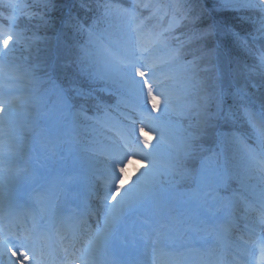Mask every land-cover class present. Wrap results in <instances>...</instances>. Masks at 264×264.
<instances>
[{
  "label": "snow or ice",
  "instance_id": "snow-or-ice-1",
  "mask_svg": "<svg viewBox=\"0 0 264 264\" xmlns=\"http://www.w3.org/2000/svg\"><path fill=\"white\" fill-rule=\"evenodd\" d=\"M64 8L66 14L55 15ZM164 8L167 27L158 17ZM141 9L149 13L144 20ZM22 15L38 19L36 30L21 28ZM110 16L125 21L119 39L96 31ZM153 18L158 24L145 32V20ZM258 35L264 38V0H141L129 8L113 0H73L71 6L63 0H0V130L22 107L42 108L78 137L98 133L88 147L109 161L102 191L89 185L73 215L59 223L32 217L28 226L10 212L0 214V264H98L100 240L119 239V225L132 217L157 227L125 242L145 247L152 264H163V257L179 264L182 237L169 227L177 211L172 178L184 174L186 159L204 152L209 154L200 160L197 188L187 195L220 202L223 231L235 232L219 252L204 254L214 257L211 264H264V188L255 199L248 195L255 191L248 183L253 173L264 184V43L256 49ZM22 50L27 58L17 55ZM21 79L34 86L28 95L17 92ZM113 88L131 109L121 113L123 124L109 125L95 114L103 109L107 115L103 94ZM146 127L156 133L153 141ZM247 128L256 147L245 143ZM205 137L235 146L249 166L242 169L235 156L205 149ZM136 155L149 163L122 185L124 168ZM74 196L80 199L79 192ZM93 217L103 223L95 238L91 229L84 231Z\"/></svg>",
  "mask_w": 264,
  "mask_h": 264
},
{
  "label": "rangeland",
  "instance_id": "rangeland-1",
  "mask_svg": "<svg viewBox=\"0 0 264 264\" xmlns=\"http://www.w3.org/2000/svg\"><path fill=\"white\" fill-rule=\"evenodd\" d=\"M29 4H32L35 2V0H28ZM178 2V1H176ZM123 5V4H122ZM162 5V4H159ZM123 7L126 8V6L123 5ZM36 10V9H34ZM39 21L38 19H31L27 16H24L23 18L20 19V26L21 28H29L31 31L36 30V26L38 25ZM146 24V23H145ZM125 30V21L121 19L118 16H110L107 21L104 22V25H100L98 28V32L100 34H103L105 37H111L112 39H119ZM31 31H29V35L31 34ZM40 35H44V32L41 31L39 33ZM49 36H51L53 33L49 31L47 33ZM176 35H179V33H176ZM86 39V37H85ZM264 43V38L260 37L259 35L257 36V42H256V49H259L261 47V44ZM43 46V45H41ZM18 56L25 57L27 58L28 52L27 51H20ZM249 63L255 62V57H249L248 58ZM22 63H24L22 61ZM21 63V64H22ZM182 85L180 82L176 84V88L179 91L181 89ZM264 91V90H262ZM108 93H104L103 95H107ZM194 99V97H193ZM97 114V112L95 113ZM24 117H18L17 116L13 117L10 125H7L3 131L0 130V137H4L6 134L8 136L4 137L9 140V147H2L0 154L2 155V169L0 173V180L3 183H9L11 179L13 178L14 172L9 171L10 169H7L8 167H4V165H9V163L14 159V154L17 153V150H21L22 147L27 145L30 140H37V132L38 130L41 132L39 133V141L42 142L43 144H37L33 147L35 149L36 154L38 155H46L48 156L47 161H43L39 157H36V161L34 164H32V170L29 171L26 179H30V183L33 185V189L36 188H41V185L43 184L42 181L44 179V176L46 174L50 173L53 169L54 171H57L58 174H61L65 177L67 175L71 174L73 171L77 172V167H79V164L81 163V160L84 158H87L88 156L85 155L82 151L83 157L80 156L79 158L76 159V162L74 161V155L79 152V148L81 150V147L77 142H73L74 140L72 139L71 136V130L64 128V132L67 134V140L61 138V133H62V127L56 122L54 117H49L46 113L45 110H43L40 114L37 115L36 121L32 124H28L26 122V119H23ZM173 120H175V117H172ZM180 123H183L186 125L187 121H180ZM249 128H247V133H248V138L246 143L249 144L250 146L256 147L257 141L256 137L252 133L248 131ZM45 135V136H43ZM206 138V137H205ZM249 141V143H248ZM208 142V143H206ZM201 143L205 144L208 146V149L211 150L212 148L215 147V141L208 137L207 139H203ZM202 144V145H203ZM41 146V147H40ZM204 147V146H203ZM69 149H71L74 153L73 155H68L66 152H69ZM206 149V148H205ZM214 152H221V150L224 152L225 155L230 156L233 151L230 150H236L237 148L233 145L226 144L223 147L220 145L214 148ZM208 155V152L200 153L199 159H196V161H193L192 163L187 162L184 164H187L188 166L183 168V175H176L174 178V183L171 187V191L176 194V189H175V183L177 182L176 180L180 181H188L187 179H190L189 181L191 182L192 179L194 180L195 178L197 179L199 177V169H198V164L201 160V158L205 155ZM234 156L236 159L233 161V163L238 164L242 169L246 168L249 166V161L247 160V157L242 155L240 152L234 153ZM66 157L69 158V160L66 159ZM58 158V159H57ZM223 159V157H222ZM167 160H165L162 163H166ZM146 163H149L146 161ZM129 177L128 179H125V182L127 183L129 179H135L133 177H136L138 172H131L129 171ZM44 174V175H43ZM196 175V177H195ZM58 176V175H57ZM258 173H253L251 179L248 181L251 185H254L256 188L263 187L264 184L261 183L260 179L258 178ZM131 182V181H129ZM70 185L67 187V192L70 193L73 187V183L70 182ZM125 184V183H124ZM63 194V193H62ZM176 194V206L184 204V201H181V198L177 196ZM181 196V195H180ZM202 204L200 203L201 207L204 208L207 204L204 203V201H201ZM187 204V203H186ZM196 205V203H195ZM195 205L193 207H190V209L194 210ZM189 206V205H187ZM204 206V207H203ZM181 207V206H180ZM210 207V206H209ZM180 209V208H176ZM189 209V210H190ZM206 210V207H205ZM178 213L175 212L173 215H176ZM201 214V213H200ZM180 215V214H179ZM177 216V215H176ZM183 219L186 220H192L193 217H190L186 215V212L183 215ZM199 216V215H198ZM202 216V215H201ZM131 229H133V226H131Z\"/></svg>",
  "mask_w": 264,
  "mask_h": 264
},
{
  "label": "bare ground",
  "instance_id": "bare-ground-1",
  "mask_svg": "<svg viewBox=\"0 0 264 264\" xmlns=\"http://www.w3.org/2000/svg\"><path fill=\"white\" fill-rule=\"evenodd\" d=\"M16 86V89H17V92L18 93H21L22 95H28L29 94V92H30V90L34 87L33 85H30L29 83H28V86H29V90H26V89H24L23 87H21V86H18V85H15ZM36 110V107H22L20 110H19V112L18 113H23V114H28L29 116H31V115H33L34 116V114H32V113H34V111ZM74 134V136L75 137H78L77 136V134L74 132L73 133ZM78 138H82V142H84V143H89L90 144V142H91V140L93 139V138H97V139H99L100 138V136H99V134L98 133H91V132H89L88 133V135L87 136H84V135H80ZM21 155V157H22V159H17V162L19 163V167H20V171H21V175H23V174H25L28 170H29V165H27L28 163H27V161H28V158L30 157V155H31V147H30V145L29 146H25V147H23L22 148V150H20L19 151V156ZM138 160H136V159H133V160H131V161H129V163H128V165H131V167H130V169H134V170H137V164H138ZM90 163H91V165H95L96 163H97V160H95V158L94 157H92L91 158V160H90ZM28 167V168H27ZM107 167V166H106ZM15 176V178H16V180L17 179H19V177H18V175L17 174H15L14 175ZM14 178V179H15ZM21 178H22V176H21ZM14 179H11V181L12 180H14ZM11 185H12V183H8L7 185L6 184H3V185H0V207H8V206H11V205H13V202H12V193L13 192H16V197H22V196H24L25 194H26V191H24V189H23V185H21V183L20 182H17L16 183V186L15 187H13V188H10L11 187ZM17 187H19L17 190H13V189H16ZM87 188L89 187V186H86ZM14 197V196H13ZM64 208H66V207H64ZM27 209H25V211H26ZM64 212V211H63ZM22 213V212H21ZM32 213V212H31ZM53 213V215H55V216H60L59 218H60V220H62V219H64L65 217L64 216H62V215H58V213H57V210H55V212H53L52 210L50 211V214H52ZM54 216V217H55ZM57 217V218H58ZM54 219V218H53ZM175 221V223L177 224V222H176V220H174ZM31 224H29V226H30ZM191 225V224H190ZM190 225H189V227H190ZM189 229V228H188ZM192 230V229H191ZM181 232H185V233H187L188 231H181ZM200 232V230L198 229L197 231H195V232H192V236H195V238L193 239L194 241H198V236H197V233H199ZM106 239V241H104ZM109 239V240H108ZM111 240H113V237H111V236H109V237H105V238H102L101 240H100V242H99V245L102 243V242H104L105 244L109 241H111ZM187 241H191L189 238L187 239ZM121 253H126L125 251H118V256H121Z\"/></svg>",
  "mask_w": 264,
  "mask_h": 264
},
{
  "label": "trees",
  "instance_id": "trees-1",
  "mask_svg": "<svg viewBox=\"0 0 264 264\" xmlns=\"http://www.w3.org/2000/svg\"><path fill=\"white\" fill-rule=\"evenodd\" d=\"M68 0H63V3L65 4ZM63 14V9L57 13H55L56 16H60Z\"/></svg>",
  "mask_w": 264,
  "mask_h": 264
}]
</instances>
